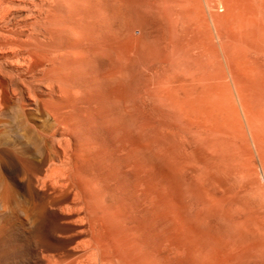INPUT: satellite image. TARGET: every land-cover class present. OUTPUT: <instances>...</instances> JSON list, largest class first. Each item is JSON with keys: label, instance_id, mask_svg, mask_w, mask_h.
Listing matches in <instances>:
<instances>
[{"label": "rangeland", "instance_id": "374dc122", "mask_svg": "<svg viewBox=\"0 0 264 264\" xmlns=\"http://www.w3.org/2000/svg\"><path fill=\"white\" fill-rule=\"evenodd\" d=\"M132 1L138 12L136 21L129 13L124 16L118 11L120 0H0V71L3 73H0V97L9 96L15 107L19 106L18 101L23 100L31 119L29 124L47 130L56 121L46 113L44 104L38 103L37 98L54 96L59 99L70 123L61 121L62 127L68 124L64 128L69 133L67 136L74 135L75 145L67 149L68 157L72 155L74 163L78 152L85 176L93 180L96 191L104 194L107 207L116 218L109 229L122 232V240L133 261L130 242L134 239L145 245L144 252L152 250V246L154 251L157 249L155 253L159 257L158 260L156 257L155 264H264V38L239 47L231 46L220 33L231 38L233 26L217 19V16L226 14L223 0H184L189 12L186 14L178 8L180 22L177 24L173 22L176 16L173 8L167 6V1L159 11L150 8V0ZM182 11L184 14L180 13ZM159 22L165 28H175L178 33L174 46L177 54L171 53L176 57L171 56L172 60L155 59L156 50L142 46L146 35L162 34ZM121 26L124 32L122 45L112 41L106 52L101 48L100 40L108 35L118 36ZM23 29L25 33L21 38H32L40 51L38 53L45 57H37L36 68H33L53 69L45 73L46 77L39 72L23 75L16 71L23 61L19 66L14 65L21 55L13 43L18 39L16 34ZM10 33L16 36L12 43V36L4 37ZM189 42L197 48L201 46L202 50L195 48L192 53L198 56L202 51L203 56L198 57L202 61L188 56ZM96 56L100 58L96 59ZM53 57L54 64H50ZM144 61H151L152 68L139 66L138 62ZM119 66L125 69L122 80L116 72ZM198 69L203 70L199 72ZM193 71L203 73V86L217 89L215 93L221 98L220 104L226 106L223 109L232 106L229 123L224 126L230 127L228 129L233 134H217L225 139L230 137L231 147L226 148L231 150L203 146V113L198 117L195 114L167 118L158 114L163 100H158V97L151 99L145 94L144 82L154 78L155 74L171 77L185 73L188 83L194 84ZM20 79L25 81V85ZM49 86L54 89V95L50 93ZM29 98L34 100H27ZM117 98L123 101L122 113L125 112L126 119L154 121V128L148 132L154 138L156 156L154 188L144 184L136 189V177L142 174V170L133 164H124L130 159L129 151L117 153L110 148L118 141L115 134L119 135L125 125L116 104ZM164 121H169L171 128L166 127ZM0 130L6 131L3 140L2 137L0 139L1 146L6 145L15 151L28 143L10 116L0 118ZM83 138L93 141L89 144ZM123 138L127 139V136ZM74 148H77L76 156L73 155ZM17 163L14 158L8 162L10 173L16 179L19 178L18 173L21 174ZM19 179L27 178L21 174ZM151 199L155 200L154 206L158 208L148 212L147 202ZM165 224L171 225L175 231L182 230L184 240L181 242V234L176 232L169 240L162 241L161 230ZM3 226L0 218V264H37V252L30 242L35 235L32 224L26 225L25 240L19 242L26 245L24 251L21 249L16 255L13 254L12 237H7ZM48 229L59 236L67 235L58 220H51ZM149 232L150 238L153 235L151 239ZM40 236L43 241L47 238L44 231ZM234 239L241 245L240 251H245V257L238 262L230 260L223 250L229 240ZM167 245V249H181L183 254L179 258L168 259L164 254ZM41 252L44 255L52 253ZM131 258L127 256V261Z\"/></svg>", "mask_w": 264, "mask_h": 264}, {"label": "bare ground", "instance_id": "6f19581e", "mask_svg": "<svg viewBox=\"0 0 264 264\" xmlns=\"http://www.w3.org/2000/svg\"><path fill=\"white\" fill-rule=\"evenodd\" d=\"M166 1L168 2L167 6L173 8V12L176 16L175 19H173V22L176 24L179 23L180 17L179 13H177V9L182 8V10L187 14V12H189L187 2L184 0H150V8L159 11L162 8L161 6L165 5ZM223 4L226 8V14L217 16V19L225 20L231 26H233L232 37L230 38L223 32L219 33L221 36L223 35L225 39L227 38L230 41L231 46L233 44L234 46L239 47V45L243 46L246 44H251L264 38V0H223ZM117 8L118 11L124 16L129 13L131 19L134 18V21H136L135 18L138 15V12L134 9L135 6L132 0H120L119 6ZM3 10L4 9H2V11ZM133 10L135 11L134 15ZM183 11L180 13H183ZM159 25L163 29L162 34L155 33L146 35L144 40L142 41V46L153 48V50H156L157 57H155V59L164 58L166 60H172L171 53H175V39L178 33L173 27L170 28L166 26L165 28L160 22ZM121 27L122 29L118 36L110 37L108 35L105 39L100 40L99 44L101 45V48L106 52L109 51V44L112 41L118 46L122 45L121 43L123 42L124 32L123 26ZM17 30L18 28L15 31ZM24 30L25 29L21 30L22 32L16 34L18 36V39L14 34L16 41L13 44H15L16 46H13L17 47V49L15 50L19 52V55H21V58L18 59V63L16 62L15 58L16 63L14 65L17 64L19 66L21 64L20 61H23V64L20 65V68L16 66V68H18L16 69V71L23 73V75L24 73H26L27 75V73L33 74L35 72H39L45 76L46 72H52L53 69H48L46 67H43V69H35V59L37 57H45H42L43 55L38 53L40 51L37 50V48L35 47L36 45L34 46L32 38L25 40L21 38L22 34L25 33L23 32ZM7 36H12V38H14L12 33L4 37L6 38ZM15 38L12 39L13 41L10 40L11 43L14 42ZM7 45L10 44L7 42ZM188 45V56L192 60H200L198 59V57L201 58L203 56V54L201 53L202 51L197 56V54L195 55L194 53H192L193 49L197 48L196 45L193 43L190 44V42ZM198 48L202 50L201 46ZM125 54H128L127 51L125 52ZM176 54L177 53H175V55ZM99 58V56H96V59ZM129 60L132 62L134 61L131 58ZM200 61H202V59ZM49 62L50 64H54V57L53 59H50ZM138 64L144 69L152 68L151 61L138 62ZM118 69L119 70H117L116 72L121 75L122 80L125 77V69H123V67L121 66H119ZM167 69H169V67ZM199 69V72L203 70ZM9 74L10 76L12 75L14 77L13 74ZM6 76L7 74L5 75V77ZM191 76L194 80V84L188 83L185 73L171 77L163 76L162 74H155L154 78L151 77L144 82L145 94L151 99H155L158 97V100H163L164 103H162V108L160 110L156 108V110H159L161 113H163H158L159 115L166 116L167 118L169 117L173 119L177 115L186 117L189 115L194 116L195 114L198 117L199 113H203V146L208 149H223L222 151H224V147H231V139H229L230 137L228 139H225V137L222 138L221 136L219 137L217 136V134H226V132H228V134H233V132L229 130L230 127L225 128L226 125L224 126V124L229 123V111L231 110L232 106H230V109H223L226 106L220 104L221 98L217 96L218 94L215 93V90L217 89H214L213 87L211 88L210 86L206 85L203 86L202 72L198 74V72L196 73V71H193V75ZM13 79L15 80V77ZM20 81L21 83H23V85H25V81L22 82V79H20ZM30 81L32 82V80ZM198 82H200L201 84H199ZM39 84L42 85V83ZM48 89L50 93L54 95V89L51 86H49ZM0 93H2V90ZM1 95L2 94H0V96ZM109 99L111 100V98ZM27 100L32 101L34 99L29 98ZM18 102L19 106L15 107L14 104H12L9 96L4 95L0 99V118H7L9 116L12 117L14 120L15 128H17V130H19L20 132L23 131L24 135L26 136L23 137L24 140L25 138H27L26 140H28L27 144H23V146L19 149L16 148L18 150L15 151L6 148V145L5 147L1 146L3 143L0 144V218L4 222L2 230L5 232L7 237H12V241L14 243L13 254H19L20 251H22L24 247H26V245H22L19 242L21 239L25 238L26 225L30 223L32 224L33 230L35 232V235L30 238V242L32 243V245H34V248L37 252V264H128L127 262L132 260V258L127 252L125 242L122 240V232L111 231L109 229V225L112 223V221L116 220V218L112 215L111 211H109L104 194L96 191L94 188L93 180L85 176L86 173L81 169L79 163L78 152L77 159L75 158L74 163L71 161L72 155L71 158L68 157L69 152L67 151V149H69V146L74 144V135L70 133L73 136H67L68 132L66 133V130L64 129L70 123H68L69 119L67 120L63 109H61L62 105L59 99L55 98L54 96L49 99L37 98L38 103L44 104L43 106L46 113L50 117H52L54 121H56V123L50 126L49 130H47V128L41 127L37 129V127H33L31 124H29L31 123L29 122L31 119L25 111L26 105L23 100H20ZM122 103L123 101L121 100V98L116 99L117 107H119V112L123 117L121 118L122 120H124L123 122H125V129L123 128V132L121 131L122 133L120 132L119 135L115 134L118 138L116 140L118 141L114 145L110 146L111 142L106 141L107 139L102 140L105 141L106 144L110 143L108 146H110V148L112 147V149L117 151V153H122L124 151L130 152V156L128 155L130 159L127 157V159L129 160H126L124 164H133V166H136L142 170V174L136 177V182L134 184V187L136 189H139L144 184H147L151 188H154L153 186L156 183V156L154 152V138L148 133L150 129L154 128V121L152 119L144 118H142L141 120L126 119V114L124 115L125 112L122 113L124 111L122 108ZM221 105L223 107H221ZM232 111L233 110H231V113ZM170 114H174V116H170ZM200 115L202 116V114H199V116ZM189 118L191 117H188V119ZM64 120V123L68 124H65V126L63 125L62 127L61 121ZM189 121L192 122L191 120ZM164 122L166 127L171 128L169 121ZM5 132L0 130V139L2 136H5ZM200 133L202 134V132ZM124 136H127V139H124ZM79 137L78 139L81 140ZM91 142L89 144H91ZM80 144L83 143L81 142ZM19 145L21 146L22 144ZM76 149H73L75 150L73 154L75 156ZM226 149L231 150V148ZM13 158L18 162L17 164L20 168V171L18 172L24 174L27 178L26 180H20L19 178L21 174L18 172L17 173L19 175V180L15 178L12 172L10 173L8 162ZM204 158L207 159V157L205 156ZM215 164H218V161H216ZM11 180L15 182V185H12L13 182L11 183ZM167 195L168 194H166V196ZM154 202L155 200L152 199L147 202V205L149 206L147 208L148 212L149 209L151 210V212H153L156 211V208H158L157 205L154 206ZM51 220H58L60 226L66 229L67 235L59 236L51 232V230L48 229ZM155 229L156 228H154V230ZM173 229L174 228H172L171 225L162 227L161 233L163 232L164 239L162 241L169 240V238L172 237L171 235L175 234L176 232L181 234H179L180 239L177 236L176 237L181 242L184 240V232H182V230H180L179 232ZM42 231H44V234L47 237L45 241H43L40 236V233ZM150 235L151 233L149 232V238ZM152 237L153 235L151 236V238ZM27 244L29 245V242ZM130 245L133 247L132 255L135 258V261L132 260V263L130 262V264H155V260L157 257L155 251L157 249L154 251L152 246V250L150 249L144 252L145 245H143V243H138L134 239L130 242ZM240 247L241 245L238 244L237 240L234 239L229 240V243H227L223 247V250L230 260L238 262L245 257V251H240ZM167 248L168 245L165 247L164 254H166L165 257H168V259L179 258L183 254V250L181 249ZM41 250H44V252L52 253L44 255V253L42 254L43 251L41 252ZM6 254L8 255L9 251H7ZM127 256L131 258L129 261H127Z\"/></svg>", "mask_w": 264, "mask_h": 264}]
</instances>
